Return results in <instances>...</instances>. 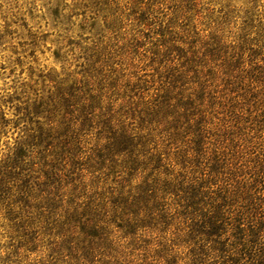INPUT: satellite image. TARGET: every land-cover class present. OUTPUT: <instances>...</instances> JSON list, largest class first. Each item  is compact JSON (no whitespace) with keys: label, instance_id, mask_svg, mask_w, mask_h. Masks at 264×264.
Returning <instances> with one entry per match:
<instances>
[{"label":"trees","instance_id":"16d2710c","mask_svg":"<svg viewBox=\"0 0 264 264\" xmlns=\"http://www.w3.org/2000/svg\"><path fill=\"white\" fill-rule=\"evenodd\" d=\"M240 41H201L157 87L106 57L97 77L52 80L0 161L19 244L0 264H264V171L218 111Z\"/></svg>","mask_w":264,"mask_h":264},{"label":"rangeland","instance_id":"374dc122","mask_svg":"<svg viewBox=\"0 0 264 264\" xmlns=\"http://www.w3.org/2000/svg\"><path fill=\"white\" fill-rule=\"evenodd\" d=\"M218 39L227 51L251 43L237 50L242 63L218 111H228L244 163L264 171V0H0V161L25 135L24 108L52 80L97 77L106 57L118 76L157 87L188 50ZM12 233L0 213V257L19 251Z\"/></svg>","mask_w":264,"mask_h":264}]
</instances>
